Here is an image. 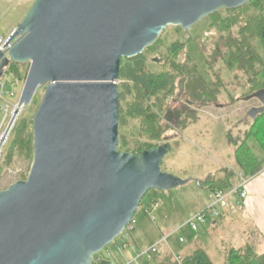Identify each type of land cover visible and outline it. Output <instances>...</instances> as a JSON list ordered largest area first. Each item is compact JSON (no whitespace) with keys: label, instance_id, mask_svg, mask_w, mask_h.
<instances>
[{"label":"water","instance_id":"water-1","mask_svg":"<svg viewBox=\"0 0 264 264\" xmlns=\"http://www.w3.org/2000/svg\"><path fill=\"white\" fill-rule=\"evenodd\" d=\"M251 1L36 0L11 37L21 40L0 52V80L11 63L29 66L0 162L18 116L46 87L29 177L0 192V264H94L150 191L188 184L162 171L168 141L139 155L120 151L122 61L142 55L168 27L188 37L202 19ZM261 101L250 117L264 110Z\"/></svg>","mask_w":264,"mask_h":264},{"label":"rangeland","instance_id":"rangeland-1","mask_svg":"<svg viewBox=\"0 0 264 264\" xmlns=\"http://www.w3.org/2000/svg\"><path fill=\"white\" fill-rule=\"evenodd\" d=\"M35 2L36 0H0V34L4 36L12 34ZM249 9L251 7L236 13L222 10L217 15L219 20L215 17V21L210 16L202 19L189 31L188 37L191 40H188L185 49L175 56L170 51L171 47L174 43H183L188 38L180 27H168L163 31L158 41L145 50L151 71L171 70V63L174 61L178 64L187 62L197 68L199 75L208 84L216 82L217 77H220L222 83L218 87L220 89L218 91L221 93L217 97V101L198 108L206 97L203 92L197 98L193 97L194 101H191L189 94L182 92V86L177 81L175 94L167 101L162 115L172 127L166 134L168 138L166 141L171 144L172 148L164 158L162 171L189 183L175 188L173 191H150L146 195L134 217V230L129 235V243L134 242L137 250L134 254L133 252L129 253L130 260L135 259L142 251L152 248L150 246L156 241L160 243L164 238H167V241L161 243L158 248H168L170 245L171 252L179 257L178 255L186 251L189 238H192L194 234L200 235L204 232L205 225L200 226L197 232L192 231L187 225L195 215L209 205L207 192L201 190L196 181L217 175V171L222 168L232 169L230 158L235 145L230 141V136L235 139L244 138L245 132L253 123L249 116L250 111L261 108L263 106L261 100L264 101V92L255 94L251 99L244 97L248 92L246 79L238 71L227 68L222 59L214 63L213 70L209 69L207 61L214 60V52L220 46L222 38L228 37L231 32L238 31L242 25L238 24L234 28L226 29L224 26H212V24L213 22L217 24L216 22L222 19L226 21L240 13H243L245 17ZM251 10L254 13V10ZM195 38L197 39L195 40ZM256 47L264 57V47L259 40L256 42ZM20 69L18 76L23 72L21 80L10 75L13 72L5 74L3 77L6 91H14L17 96L15 98L4 96L0 100V138L19 101L29 66L23 65ZM122 83L119 81V85ZM45 92L46 87L39 88L31 105L23 108L3 147L0 162V192L9 189L19 181L27 180L29 177L34 148L33 157L29 158V153L24 151L25 141L28 142L33 136V119ZM198 92L201 93V91ZM210 93L214 94L213 88ZM234 99L241 100L233 102ZM192 113L194 116L196 115V120H188V126L183 131L176 129L175 123L187 120V114ZM119 135L120 138L126 136L131 145L144 141V138L141 137L140 122L137 120H129L127 124L120 125ZM176 141L178 142L177 146ZM249 145L258 157L263 158V150L256 141H249ZM233 199H237V197H232L230 200ZM154 204H156V208L152 209L151 205ZM181 225L184 229L177 233L176 230ZM180 236L187 240L185 244L179 242ZM208 237L211 258L217 264H224V256L218 255L214 249H217L222 243L225 248H229L228 242L223 239L220 231H216ZM121 239V237L117 238L98 256H106L107 252H110L112 258L123 257L124 249ZM139 263L146 264V260L141 259Z\"/></svg>","mask_w":264,"mask_h":264},{"label":"trees","instance_id":"trees-1","mask_svg":"<svg viewBox=\"0 0 264 264\" xmlns=\"http://www.w3.org/2000/svg\"><path fill=\"white\" fill-rule=\"evenodd\" d=\"M249 7L254 10V13L249 9L245 17L243 13H240L226 21L222 19L216 22L217 24L213 22L212 26H224L226 29L234 28L238 24L242 25L238 31L231 32L228 37L222 38L220 46L214 52V60L212 62L207 61L209 69L213 70L214 63L222 59L227 68L236 70L241 76H244L248 86V92L244 97L247 98L264 91V57L256 47L258 40L264 47V0H252L240 9L228 10L231 13H236ZM219 12L210 17L214 21L215 17L219 20L217 16ZM222 23L224 24L222 25ZM189 39V37L186 38L183 43H174L170 49L171 53L175 56L183 51ZM22 66L11 63L6 69V73L13 72L10 75L21 80L23 72L21 71L22 74L20 72L22 76H18V73ZM119 81L123 82L119 85L120 125L127 124L129 120L139 121L141 137L144 138L143 142L131 145L127 137L122 136L119 149L121 152L135 155L158 147L168 139L166 134L172 127L162 115L167 101L175 94L177 81L182 86V92L189 94L191 101H194V98H197L203 92L206 97L203 96L204 101L201 102L198 108L217 101V97L221 93L218 87L222 83L220 77H217L216 82L208 84L199 75L197 68L187 62L178 64L174 61L171 63V70L151 71L145 52L137 58L122 61ZM209 85L211 86L209 87ZM212 88L216 95L210 93ZM198 91H201V93ZM185 94H183V97H185ZM240 100L234 99L232 101L238 102ZM196 118L194 113L187 114V120L175 123V127L179 131H183L188 126V120L194 121ZM251 119L253 123L249 130L245 132L243 139H235L230 136V141L235 145L234 171L223 169L217 175L198 180L196 182L199 188L209 193L227 191L237 185L239 181L237 172L242 173L245 178L254 177L261 172L264 160H261L255 154L249 146V141L255 139L264 151V110L256 114L255 117H251ZM175 144L177 146L178 142L176 141ZM33 148V136H31L28 142L25 141L24 148V151L29 153V158L33 157ZM132 222H134V219ZM224 252V264H264V253L258 252L252 245L239 249L226 248ZM177 258L179 257L174 255L169 248H158L155 253H152L151 260L146 264H217L203 249H197L192 254L181 257L179 260ZM94 260V264L110 263V259L106 256L96 255Z\"/></svg>","mask_w":264,"mask_h":264},{"label":"crops","instance_id":"crops-1","mask_svg":"<svg viewBox=\"0 0 264 264\" xmlns=\"http://www.w3.org/2000/svg\"><path fill=\"white\" fill-rule=\"evenodd\" d=\"M251 140L256 141L255 139H251ZM249 146L251 147V145ZM233 148H234L233 154L232 157L230 158V161H232L231 163L232 169L229 170L234 171L235 146ZM262 152H263L262 155H264V151ZM260 159L264 160V156L263 158ZM223 169L226 168H222L218 170L217 174H219ZM237 177L239 179L237 185L241 182L242 179L248 181L247 199L244 201H240L238 198L230 200L228 203V207L222 212L221 216L217 219L210 220L203 227L204 232H202V234L196 235L193 233L194 236L192 238H189L188 240L189 244L187 245V249L184 252L186 254L183 253L181 255H178L179 257H185L187 255H190L197 249H203L209 254L210 246L208 244V240H209L208 235L213 234L216 231L217 232L220 231L222 233L223 239L228 242L229 248L227 249L230 248L239 249L247 245H252L256 248L258 252L264 253V166L261 172H259L254 177L245 178L243 174L239 172H237ZM207 194L209 197V192H207ZM151 207L152 209H155L156 204L151 205ZM183 229L184 227H182L181 225L176 231L178 233L181 232V230ZM179 242L181 244H185L187 240H185L183 237L180 236ZM158 244L160 243L156 241L150 247H154ZM135 245L136 244H134V242L128 243V247L123 248L124 249L122 252L123 257L115 256V258H112L111 256V258H109L110 262L117 264H126V262L129 263L133 261L134 259L133 260L129 259V253L130 252H133V254L136 253L137 250L135 248ZM168 248L171 251L170 245H168ZM225 249L226 248L224 247V243H222L217 247V249L214 250L217 252L218 255L224 256Z\"/></svg>","mask_w":264,"mask_h":264},{"label":"built area","instance_id":"built-area-1","mask_svg":"<svg viewBox=\"0 0 264 264\" xmlns=\"http://www.w3.org/2000/svg\"><path fill=\"white\" fill-rule=\"evenodd\" d=\"M14 33V32H13ZM12 34L8 36H4L0 34V52L5 53L6 55L8 52L21 40V37H17L14 40H11ZM7 74V73H5ZM5 76V75H4ZM0 100L4 98V96L9 98H15L17 95L14 91H6V84L4 83V80H0ZM247 185L248 181L242 179L241 182L227 190V191H214L209 193V205L204 209L202 212L195 215L188 223L187 225L190 226L192 231L197 232L200 229V226L206 225L210 220L217 219L221 216L222 212L228 207V203L232 197H237L240 201H244L247 199ZM134 230L133 228V222L127 227V229L122 233L120 236L123 243V248L128 247L129 243V235ZM167 241V238H164L161 240V243H164ZM183 241V240H181ZM156 245L149 250L142 251L138 256L131 262L126 264H140L139 261L141 259H145L146 262L151 260L152 253H155L159 247V245ZM106 258H111V253L107 252ZM178 260L180 258H177ZM109 264H117L110 262Z\"/></svg>","mask_w":264,"mask_h":264}]
</instances>
